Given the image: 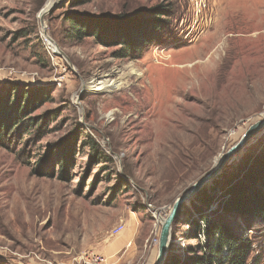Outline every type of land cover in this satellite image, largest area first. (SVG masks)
<instances>
[{"label": "rangeland", "instance_id": "374dc122", "mask_svg": "<svg viewBox=\"0 0 264 264\" xmlns=\"http://www.w3.org/2000/svg\"><path fill=\"white\" fill-rule=\"evenodd\" d=\"M50 4L0 0V90L48 92L25 120L43 117L40 124L0 146V264L67 263L88 251L105 264H153L157 245H144L155 222L148 206L167 214L264 112V0H93L75 8L62 0L45 13ZM157 5L171 8L170 28L139 59L68 37L70 12L130 14ZM97 78L120 85L84 88ZM72 141L74 153L59 165L60 144ZM263 141L264 131L230 165ZM119 222L123 231L111 235ZM187 227L183 218L172 225L171 250L181 256L197 244ZM253 227L264 263V228ZM129 230L133 240L108 247Z\"/></svg>", "mask_w": 264, "mask_h": 264}, {"label": "trees", "instance_id": "16d2710c", "mask_svg": "<svg viewBox=\"0 0 264 264\" xmlns=\"http://www.w3.org/2000/svg\"><path fill=\"white\" fill-rule=\"evenodd\" d=\"M91 1L69 0V6L75 8ZM170 12L171 8L163 5L130 14L70 12L65 16V23L69 39L81 42L91 38L97 45L115 48L113 56L116 58L136 60L152 45H158L162 33H168ZM3 86L0 90V146H5L10 135L19 129L40 124L43 117H32L33 122L25 120L48 100V92L42 88ZM80 136L78 133L74 140L78 141ZM74 144V141L60 144L59 154L63 157L59 156V165L66 155L74 153ZM89 145L98 149L94 140H89ZM97 152L105 155L102 150ZM230 164L199 191L188 206H182L175 223L182 218L186 220V238L195 239L197 244L184 247L182 256L171 250V244L165 264H264L260 263L261 247L254 253L255 243L248 233L255 230L256 224L264 228V141L257 153H245L236 165ZM39 174L54 176L43 170ZM214 203L216 206L211 209ZM199 234L204 237L203 242L198 239Z\"/></svg>", "mask_w": 264, "mask_h": 264}, {"label": "water", "instance_id": "95a60500", "mask_svg": "<svg viewBox=\"0 0 264 264\" xmlns=\"http://www.w3.org/2000/svg\"><path fill=\"white\" fill-rule=\"evenodd\" d=\"M62 0H56L45 13L54 11L59 7ZM42 11V10H41ZM40 17V16H39ZM44 27L43 17H40ZM43 38L52 41L51 38L44 32ZM50 46V45H49ZM264 131V115L261 118L250 124L243 132L239 140L229 147L225 152L220 154L218 161L214 166L201 178L196 180L186 191L180 194L169 208L167 214L161 215V208H156L154 211L160 224L158 244L156 247V257L153 264H165L169 253L170 245L172 244V225L178 217L182 206L189 203L193 197L202 189L207 187L221 172L234 160L235 156L240 153L258 134Z\"/></svg>", "mask_w": 264, "mask_h": 264}, {"label": "built area", "instance_id": "2783aa9c", "mask_svg": "<svg viewBox=\"0 0 264 264\" xmlns=\"http://www.w3.org/2000/svg\"><path fill=\"white\" fill-rule=\"evenodd\" d=\"M149 211L152 213V217L155 219V222L152 225L151 233L149 237L146 239V243L151 246H156L158 244V237H159V231H160V224L157 216L154 214L156 209L155 207H152L151 205L148 206ZM163 208L161 209L162 212ZM124 229V224L119 222L117 225H115L111 229V235H117ZM198 239L200 241H204V237L202 235H198ZM105 257L102 256L100 253L95 251H88L80 256L72 257L71 260L67 263H53L48 262L47 264H105Z\"/></svg>", "mask_w": 264, "mask_h": 264}, {"label": "bare ground", "instance_id": "6f19581e", "mask_svg": "<svg viewBox=\"0 0 264 264\" xmlns=\"http://www.w3.org/2000/svg\"><path fill=\"white\" fill-rule=\"evenodd\" d=\"M51 4H50V6L56 1V0H48ZM49 6V7H50ZM43 13H41V15H42ZM40 15V16H41ZM46 44L49 46L50 45V48H51V50H57L58 51V47H56V45L54 44V42L53 41H49L48 39L46 40ZM56 51V52H57ZM118 85H120V82L118 83L117 81H112L111 83L110 82H108L107 80H105V79H101V78H97V79H94V80H92L89 84H85V89L86 90H94V91H106V90H109L110 88H112V87H117ZM263 115H264V112L262 113ZM259 135V134H258ZM257 135V136H258ZM256 136V137H257ZM220 156V155H219ZM219 156L216 158V160H215V163L214 164H216V162L218 161V159H219ZM236 157V156H235ZM107 240V239H106Z\"/></svg>", "mask_w": 264, "mask_h": 264}, {"label": "crops", "instance_id": "0c3cea01", "mask_svg": "<svg viewBox=\"0 0 264 264\" xmlns=\"http://www.w3.org/2000/svg\"><path fill=\"white\" fill-rule=\"evenodd\" d=\"M132 232L129 230V231H126L125 233H123L120 237H119V240L115 243V245H114V242H113V244H111L110 246H108L109 248H113V249H119L123 244H124V242L125 241H127V239H129V238H133V234H131ZM147 239V238H146ZM146 239H145V241H146ZM133 240V239H132ZM144 241V245L145 246H149L146 242ZM130 244L129 243H127L126 244V247L125 248H127L128 246H129ZM131 246V245H130ZM150 247V246H149ZM152 250H153V246H151L150 247ZM154 250H155V248H154ZM109 252H111V249H109ZM104 255V254H103ZM113 256V255H112Z\"/></svg>", "mask_w": 264, "mask_h": 264}]
</instances>
